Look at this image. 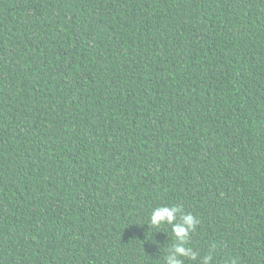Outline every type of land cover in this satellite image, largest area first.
Masks as SVG:
<instances>
[{
	"label": "trees",
	"instance_id": "16d2710c",
	"mask_svg": "<svg viewBox=\"0 0 264 264\" xmlns=\"http://www.w3.org/2000/svg\"><path fill=\"white\" fill-rule=\"evenodd\" d=\"M158 206L264 264V0H0V264H166Z\"/></svg>",
	"mask_w": 264,
	"mask_h": 264
},
{
	"label": "clouds",
	"instance_id": "9594fccd",
	"mask_svg": "<svg viewBox=\"0 0 264 264\" xmlns=\"http://www.w3.org/2000/svg\"><path fill=\"white\" fill-rule=\"evenodd\" d=\"M179 214L182 223L176 222V215ZM171 226L175 243L168 250L166 264H184V260L195 261L198 253L188 246L190 234L196 230L199 220L191 213H184L179 206H158L154 208L149 216L148 225L159 229L162 225ZM200 264H212L211 254L200 258Z\"/></svg>",
	"mask_w": 264,
	"mask_h": 264
}]
</instances>
